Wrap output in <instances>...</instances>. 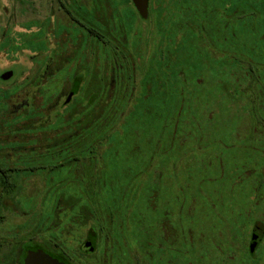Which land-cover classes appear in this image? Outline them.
<instances>
[{"label": "rangeland", "instance_id": "374dc122", "mask_svg": "<svg viewBox=\"0 0 264 264\" xmlns=\"http://www.w3.org/2000/svg\"><path fill=\"white\" fill-rule=\"evenodd\" d=\"M66 2L83 17L85 23L98 26L106 41L100 42L89 36L59 9L56 0H0V11L3 8L15 11L23 4L20 22L24 27H31V22L38 21L44 34L58 36V25H62L69 34V41L72 36L82 43L83 49L70 56L57 45L52 47V65H61L60 72L63 74L54 75L56 83H60L57 82L60 78H67L64 72L69 68L73 72L78 71L77 74L86 73V82L73 102L62 107V95L67 90L63 85H52L53 79L47 74H39L36 78L38 90L30 91L34 70L44 66L41 57L32 58L31 51L47 59V50L40 44L36 49L33 45L26 49L25 43L22 54L16 60L13 47L7 50L5 44L0 45V70L7 65H17L23 69L21 73H26L18 75L23 79L17 85L11 81L0 82V121L7 132L1 135L7 148L2 154L18 165L31 163V158L36 155L39 164H58L53 169L26 170L16 175L19 181L15 196L9 197L8 192L3 208L4 218L0 222V252L11 243L32 238L38 243L60 242L73 258L74 253L78 254L76 246L79 238L87 231L92 235L91 229H88L90 225L83 222V218L91 214L88 223L96 228L99 221L102 223L98 226L100 235L96 255L105 253L106 256L107 253L110 264H114L120 252H124L125 259L129 258V253L143 259L140 248L149 243L155 244L150 251L158 250L157 254L165 252L162 261L166 258L173 260L158 264H264V233L260 231L264 229V131L230 134L261 136L262 140L254 143L259 147L260 156H256L257 153L255 156L261 159L257 162H262V169L255 170L251 163L245 172L241 168L235 174L227 173L229 163L225 152H236L246 164L251 149L242 141H224L225 147H220L218 157L224 164L226 162V169L210 166L202 175L198 171L199 166H194L192 172L195 176L188 180L185 175L189 160L195 161L198 157L200 160V155L213 153L201 147L210 148L215 143L209 144L206 134L196 138L191 133L175 130L177 110L182 107L179 105L195 100L194 97H185L184 101L177 98L182 84L191 85L194 80L203 78V83L197 85H201L206 95L223 88L225 107L231 112L237 110L233 105L238 103L232 89L235 87L244 91L245 88V84L238 80L240 73L232 71L230 76L234 80L229 82L225 80L226 75L223 81L220 76L206 79L205 73L200 72L205 54L206 58L218 60L222 53L207 44L203 37H197L196 15L186 10L189 5L183 0H150V16L147 21H142L129 0ZM155 8L159 12L154 14ZM50 14H54L55 26H44ZM23 36L27 39L28 34ZM37 37L47 44L52 42L49 35L45 39L41 34ZM75 41L71 39L78 48L79 44ZM56 54L61 56L56 59ZM193 62V67H190ZM220 67L219 72H228V66ZM74 75L76 73L69 76L72 78ZM112 78L115 81H111ZM110 84L115 95L112 98L114 104L111 99V106H114L74 135L73 130L83 123V116L78 118L76 114L83 97L85 100L92 97L95 103L101 98V105L89 106L82 113L84 120L89 121L93 112H98L106 103L104 98ZM10 86L7 93L4 88ZM13 90L16 92L12 94ZM186 90L189 89L185 88L184 92ZM30 93L34 98L29 96ZM168 99H172L175 111L167 113L166 118ZM32 101L33 106L36 103L40 108V121L36 123L38 132L33 129V133L29 124L16 122L20 105L27 102L25 107L32 110ZM211 105L213 103L204 109V114L215 107ZM42 106L48 115L41 112ZM68 110L69 119L65 116L66 120H63L62 115ZM21 114L24 115V111ZM240 114L246 122L248 111ZM127 117L130 126L124 129L121 124ZM30 133L35 136L31 138ZM152 145H158L157 154L151 153ZM31 146L41 150L29 152L26 147ZM240 172L239 183L236 177ZM257 177L262 178V183L252 190L253 180ZM150 182L157 184L154 190ZM155 200V205H152ZM214 202L218 208L213 206ZM96 209L98 212L93 214ZM232 219L239 229L231 227L226 237L221 239V247V241H218L220 227L223 228L226 223L229 226ZM219 222L223 226H219ZM214 223L217 225L214 228L217 231L215 238ZM254 223H257V232L252 233ZM162 227L166 229L161 232ZM252 236H256L258 242L254 251L249 252ZM179 251L182 261L176 258ZM8 258L3 257L0 264H14L12 258L6 262ZM94 258L95 253L86 255L82 261L87 262L81 263L90 264ZM122 264H126L125 260Z\"/></svg>", "mask_w": 264, "mask_h": 264}, {"label": "trees", "instance_id": "16d2710c", "mask_svg": "<svg viewBox=\"0 0 264 264\" xmlns=\"http://www.w3.org/2000/svg\"><path fill=\"white\" fill-rule=\"evenodd\" d=\"M183 2L189 5L186 10H189L192 15H196L194 18L198 27L197 37H203L207 44L218 48L220 53H222L218 60H213L210 57L206 58L207 54H205V58L201 61L202 68L200 67V72L205 73L206 79L220 76L223 81L229 80V82H231V80L234 79L230 76V73L234 71V73L237 72L236 74H241L238 80L245 84L244 91L237 90L235 87L232 89L233 94H236H234L235 100L238 99V103L233 105V108L237 109L234 112H231V109L229 110L225 107L226 99H223L225 93L223 88L219 87V89H216L217 92L206 95V91H203L200 87L201 85H197L201 82L203 83V78L196 79L197 82L194 80L191 85L189 83H186V85L182 84L180 88L181 92L178 93L177 98H181L184 101L185 97L188 99L194 97L195 100L192 103L187 102L185 105H183V103L179 105L182 107H179V110H177L178 121L175 130L184 134L191 133V136H197L196 138H202L206 134L207 136H205V138L208 139L209 144L215 143V145L210 148L205 146L201 147L206 150L209 149V151L212 150L213 153L200 155V160H198L199 157L195 161L189 160L185 169L186 178L191 180V178L195 176L192 172L194 166H199L198 171L202 175L206 174V170L210 166L219 167L220 170L225 168L226 162L224 164L221 157H218L221 152L219 151L220 147H225L224 141L232 143L242 141L251 149L248 160L247 158L245 160L246 164L245 162L242 163L236 152L235 154L225 152L227 155V162L229 163L227 173L234 172L233 174H235V172L241 168L242 171L245 172L248 170V164L251 163L255 170H260L263 168V165L262 162L261 164L257 162L261 160L256 159V156H260V152H258L259 147H256L254 141L262 140L261 136L256 137V135L252 134L242 137L230 134L234 132L245 133L247 131H252V133H254L257 130L258 132L264 131V0H183ZM150 4V0H148L149 9ZM191 5H193V7H191ZM183 7H185V4ZM157 12H159V9L155 8L154 14ZM148 18L149 17H147V19ZM193 65L194 62L189 64L190 67H193ZM222 65L229 67L228 72H219L220 66ZM170 75L172 76V74ZM174 75L176 76V74ZM203 85L202 87L204 88ZM112 88L113 87L110 86L106 91L104 98L106 103H103L98 112H93L94 115L92 118L89 117V121H87L89 124L94 123L100 115L107 113V111L114 106H111V99L115 96L112 93ZM185 88L189 90L184 92ZM225 90L230 91L228 88H225ZM245 91H248V94H244ZM171 100L168 99L165 105L166 118H168L167 113L173 114L175 111ZM210 102L213 103L211 106L215 107L207 114H204V109L211 104ZM112 104H114L113 99ZM183 106L186 107L184 108ZM246 110L248 111L249 118L247 117L248 119H246L245 122L240 112ZM183 111H185V115H183ZM127 119L128 117L121 124V127L124 129L130 126V122ZM243 125H246V127ZM151 126L153 125L151 124ZM151 126H149V128H153ZM191 136L189 135L188 137ZM185 137L187 138V134ZM196 140L198 141V139ZM157 146H150L152 149L151 153L155 154L157 152ZM256 153L258 155L255 156ZM250 154L254 156H250ZM241 173L242 172L238 174L239 177H236L237 179L239 178V183ZM256 181H258L257 184ZM260 183H262V178L257 177L256 180L254 179L252 190H256V187L260 185ZM150 184L152 190L157 186V184L153 182H150ZM197 189L200 190L201 188L197 187ZM155 198L157 200L156 196ZM156 200L152 205H155ZM216 204L217 203L214 202L213 206L216 207ZM218 204L221 205V203ZM97 212L98 210L96 209L93 214ZM90 215L88 214L85 218L88 220ZM220 217L221 216H219L218 220ZM86 219H84V221H86ZM215 224L216 223L212 224V226H214L213 229L217 226ZM227 224L228 223H226L223 228L220 227L219 230L221 233L218 235V241H221V247H223L222 238L226 237V233L228 234L229 232L228 230H230L231 227L238 228L236 221H233V219L229 223V226ZM219 226H223L222 222H219ZM256 229L257 223H254L251 232H257ZM260 231L264 233V229ZM216 232L217 231L214 229V238ZM199 238L203 239L205 237L200 236ZM207 263L208 262L205 264Z\"/></svg>", "mask_w": 264, "mask_h": 264}, {"label": "flooded vegetation", "instance_id": "af4514ba", "mask_svg": "<svg viewBox=\"0 0 264 264\" xmlns=\"http://www.w3.org/2000/svg\"><path fill=\"white\" fill-rule=\"evenodd\" d=\"M58 3V7L59 9H61L72 21H74L77 25H79L80 27H82L86 33L91 36L94 37L96 39H98L100 42H105L106 40L103 38V34L100 31V29L98 28V26H96L95 24H87L85 23L83 17L79 16L78 12L75 13V11L70 7V5L66 2V0H56ZM132 7L134 8V5L132 3L131 0H129ZM20 3H22L20 1ZM22 9H23V4L19 5V8L16 9L15 11H9L8 8H3L0 11V45L5 44V47L7 50L12 49V47L15 49V58L17 60V57L20 56V54H22L23 52V46L26 43L27 46L26 49H29L30 47H32V45L34 46L33 48L36 49V47L40 44L41 47H43V49L45 48L47 50V59L46 57H44L42 54H34L33 51H31L32 53V58H37V57H41V61L43 62V67L41 68H36L34 70V76L31 77V82H30V91H37L38 90V85H37V77H39V74L41 75H45L47 74L48 77H50L51 79H53V81L51 82L52 85H62L65 86V89L67 90L65 92V94H63V99L61 101V106L65 107V106H69L72 102L73 99L75 98V96L80 92L83 84L86 82L85 81V76L83 72L81 74H77V72H73L72 68L70 70V68L68 70H66L64 67V69L66 70V72H64V74H67L68 76H66L67 78H60L57 82L60 83H56L54 81V75L58 74L59 76H62L63 74L60 72L61 65H59L58 67H55L54 65H52V61H53V56L51 54V50L52 47L55 45H57L59 47V49L63 50V52L67 53V56H70L72 53L75 54L76 51H79L82 48V43L75 41V39L70 36V41H69V34L66 30V28H64L62 25H58L59 29L58 31H56V33H58V36H54V34H44L45 31L43 28H41L42 26L39 25V22L36 21L31 22L32 25L31 27H24L25 25H23L22 22H20V20L22 19ZM135 10V8H134ZM135 12L137 13V11L135 10ZM138 15V13H137ZM150 16V9L148 8V15L147 17ZM139 19L142 21H147V17L146 19L141 18L138 15ZM35 21V20H34ZM44 26L50 27L55 26V17L54 14H50L49 16H47L45 22H44ZM51 24V25H50ZM41 26V27H40ZM28 34L27 39L24 38V34ZM52 33V32H51ZM43 35L44 39L46 37V35L51 36V40L52 42L48 43L44 40H39V38L37 37V35ZM56 35V34H55ZM67 35V37H66ZM71 39L73 40V42L75 41L78 42L79 47L76 48V46L73 44V42H71ZM69 42V43H68ZM73 45H71V43ZM70 45V46H69ZM77 49V50H76ZM83 49V48H82ZM65 53H63L65 55ZM56 59H58L61 55L56 54L55 55ZM17 64V61L16 63ZM23 71V69L19 66H15V67H11L8 66L1 69L0 70V82L2 84H4L5 82H9L10 83H14L15 85H17L19 83V81H22V77H19L18 75H26V73H21ZM29 71V70H28ZM76 73V75H74L72 78H70L71 74ZM70 75V76H69ZM66 80H68V83L66 84ZM114 78L111 79V81H113ZM115 81V80H114ZM112 84H110L109 86H111ZM13 87V86H12ZM11 86L8 88H4V90H6L7 93L10 92ZM18 90V89H16ZM16 90L12 91V94L14 92H16ZM29 96H31L32 98H34L31 93L29 94ZM26 100H28V96H26ZM99 101H101V98L99 97ZM97 102L95 103L94 100L92 99V97L88 98L85 100V98L83 97L82 99V103L79 104L78 107V111L76 112V114L79 116L78 118L82 117V121L83 123L79 126V128L74 129L73 134L74 135H78V133H80V131L82 129H84V127H86V125L88 124L87 121L84 120V115L82 113H85L86 108L87 107H91L92 105H97L100 104L101 102ZM1 104V101H0ZM27 104H21L17 113H16V122L17 124L20 123H26L30 125V129H32V133H33V129L37 130V126L36 123L39 120V112H40V108L39 105L34 103L33 106V101L32 103L30 102V104L32 105L33 109L31 110V107L28 109L27 107H25ZM103 105V104H102ZM2 107V106H0ZM47 107H49V105H47ZM1 110V108H0ZM22 111H24V115H22ZM69 112L67 113V111L64 112L63 116V120L64 117L66 116L67 119H69V114H70V110H68ZM30 112V114H29ZM41 112H43L44 114H47L46 111H44V106L41 107ZM67 113V115H66ZM48 115V114H47ZM71 117V115H70ZM1 119V118H0ZM15 122V123H16ZM5 126L4 123H2L0 121V222L3 220L4 215H3V208L5 206V201L7 198V194L8 192H10L9 197H14L15 193H16V188L18 186V179L16 178V175H18L19 173H21L22 171H26V170H35V169H39V168H49V169H53L56 166H58V164H49L47 166L39 164L37 162L38 158L37 155L32 157L29 164H24V165H18V164H14L12 161H9L8 158L6 157L3 151H6V140L5 138H1V135H5L7 134L6 130H4ZM26 129V128H25ZM79 129V130H78ZM28 130V129H26ZM38 132V130H37ZM32 133L28 134L31 138L33 135ZM37 134V133H36ZM37 137V136H36ZM28 149L29 152L31 151H35L38 152L39 150H41L40 148H34V147H26ZM14 195V196H13ZM83 218V222L89 224V228L92 231V235L87 232H85V234L83 236H81L79 238L78 244L76 246V250L77 253H74L75 256L70 257L69 254H67V251L65 250V248L63 247V245L60 242H50V241H42V242H34V240L31 238V240L29 238H26L25 240H20L18 242H14L9 244L8 246H6L5 249H2L0 252V261L2 260L3 257H9L7 259L6 262H8L11 258L12 260L14 259V264H53L56 262L60 263V264H72L71 261H73V263L76 264H82L85 263L87 261H82L84 259V256L86 255H90V254H94L95 253V258L93 259L94 261L90 262V264H110L108 263L109 259L105 256V253L101 254V255H96V252L98 251V242H99V227L101 226L102 223L101 221L98 222L97 224V228L94 224H90L88 223L89 220L86 219V221H84ZM163 225V224H161ZM94 228H93V227ZM166 228H161V232L163 230H165ZM170 231V230H169ZM148 233L151 232V229L148 228L147 230ZM171 233V231H170ZM163 235V233H162ZM164 237V235H163ZM115 244V243H113ZM155 244L149 243L146 244L145 246H141V250L143 251V259H140L139 256L135 257L134 255H130L129 253V258H124V252H118V256H116L115 258V262L114 264H122L123 260H125L126 264H158L160 263H165V262H171L173 261L172 259H167L165 261H162L164 259H162V254H164L165 256V252H160L159 254H157L158 250L152 252L150 251L151 248L154 246ZM9 254V256H8ZM121 254V255H120ZM83 258V259H82ZM177 260L181 259L182 261V255H181V251H179L178 256L176 257ZM151 260L150 263L148 262V260ZM82 261V263H81ZM53 262V263H52ZM141 262V263H140Z\"/></svg>", "mask_w": 264, "mask_h": 264}, {"label": "water", "instance_id": "95a60500", "mask_svg": "<svg viewBox=\"0 0 264 264\" xmlns=\"http://www.w3.org/2000/svg\"><path fill=\"white\" fill-rule=\"evenodd\" d=\"M131 1L134 5V8L137 11L138 15L141 18L145 19L148 15V0H131ZM259 238H260V236H259ZM257 242H258V240L256 239V236H252V239L250 240L249 245H248L249 252L254 251V249L257 245ZM53 264H60V263L55 261V263H53Z\"/></svg>", "mask_w": 264, "mask_h": 264}]
</instances>
